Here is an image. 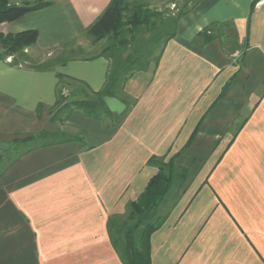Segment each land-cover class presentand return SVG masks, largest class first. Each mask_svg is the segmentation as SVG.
Returning <instances> with one entry per match:
<instances>
[{
    "label": "crops",
    "instance_id": "1",
    "mask_svg": "<svg viewBox=\"0 0 264 264\" xmlns=\"http://www.w3.org/2000/svg\"><path fill=\"white\" fill-rule=\"evenodd\" d=\"M25 1L36 0H9ZM42 1L50 4L0 30L36 29L31 59H49L72 39L75 54L47 69L0 59V145L49 130L46 111L36 109L51 107L61 84L70 89L57 73L94 91L108 73L109 60L92 57L100 50L85 54L82 37L110 0ZM252 2L200 0L178 19L157 62L105 97L108 116L68 117L82 141L37 146L8 164L0 175V264H124L108 217L138 199L157 171L152 156L178 151L187 189L152 232L150 263L264 264V0ZM213 5L218 13L208 14ZM225 21L236 28L238 50L196 37Z\"/></svg>",
    "mask_w": 264,
    "mask_h": 264
},
{
    "label": "trees",
    "instance_id": "2",
    "mask_svg": "<svg viewBox=\"0 0 264 264\" xmlns=\"http://www.w3.org/2000/svg\"><path fill=\"white\" fill-rule=\"evenodd\" d=\"M199 1L195 0L190 7L180 9L174 15H165L164 12L151 9L138 0L132 2L110 0L102 13L85 30V34L91 37L93 42L103 38L107 39V44L100 52L92 55V57L103 55L109 60L110 66L104 84L99 90L94 91L84 82L75 81L73 78L57 73L61 83L68 80L66 83L70 85V89L65 93L63 88L66 85L61 84L58 87L54 104L47 108L50 119L66 122L74 112L96 119L108 116L110 109L105 102V97L119 95V91L122 90V85L127 78L135 71L147 68L149 57L145 55L150 50L149 45L152 42H157L164 35L161 48L174 35L178 19L188 13ZM257 1L253 0L251 8ZM187 3L186 1L185 5ZM49 4V2L42 0L25 1L21 4H12L9 0H0V23L11 22L29 11L43 8ZM146 32H150V34L143 38L142 35ZM37 36L36 29H27L15 33L0 31V59L12 56V65L27 62L28 65L24 64L25 66L35 69L52 68L55 64H64L73 59L75 54L74 48L71 47L73 39L62 45L58 52L49 59L43 61L31 59L26 49L35 45ZM196 37L203 43L214 38L220 39L225 52H228L227 49L230 53L238 50L234 46L232 47V44L237 42V32L231 21L211 23L198 32ZM129 47L131 51L126 53ZM158 56L155 57L156 62ZM92 57L90 56V58ZM229 82L228 80L226 85ZM42 110L44 108L39 104L36 109L39 116ZM63 111V117L57 115ZM81 133L83 131L79 130L78 135H68L65 131L58 129H41L24 137H14L12 141L16 145L15 149L17 145L23 144L26 146L24 152H27L37 146L69 140L82 141L83 139L79 137ZM189 142L190 140L187 141L185 147L188 146ZM178 153L179 151L166 160L164 157L152 156L148 162L154 165L157 171L150 177L138 199L128 202L127 210L123 215L112 214L108 217L107 229L110 242L124 264H151L150 236L165 222L168 212L187 189L184 186L183 191L167 212L159 213L160 205L167 200L165 199L166 195L174 188V183H177L176 180L181 179L183 181L189 175L187 167L176 164ZM124 215L125 217H123Z\"/></svg>",
    "mask_w": 264,
    "mask_h": 264
},
{
    "label": "rangeland",
    "instance_id": "3",
    "mask_svg": "<svg viewBox=\"0 0 264 264\" xmlns=\"http://www.w3.org/2000/svg\"><path fill=\"white\" fill-rule=\"evenodd\" d=\"M130 2L134 1V0H128ZM143 2L146 6H148L151 9H158L162 12L165 13V15H174L175 13H177L180 9H185L191 6L192 3H194L195 0H138ZM186 1L188 2L186 5ZM198 4V3H197ZM196 4V5H197ZM195 5V6H196ZM211 8H213V10L211 12H209L208 14L211 13H218L215 5L211 6ZM201 12H195L194 14H192L191 16H189L187 18L188 21V25H191L192 27L194 26V22L196 20L200 19V16L197 17ZM193 15H196V17H194ZM1 31V30H0ZM5 33V32H4ZM150 34V32H146L144 35H142L143 38H146L148 35ZM84 40V47L82 49V51H85V54H92L95 53L99 50H101L106 44H107V39L103 38L97 41H92V38L89 37L88 35L84 34L82 37ZM164 35L162 38H160L157 42H152L149 46V51L148 53L145 55L147 57H149V64L155 61V57L159 54V50H160V45L162 44V39H164ZM135 44V43H134ZM131 51V48L129 47V49L126 51V53H129ZM83 54L82 52H77V54ZM78 54V55H80ZM12 56H8L6 58H4V60H8L9 63H11ZM28 65L27 62L23 63ZM67 93V92H65ZM56 98V97H55ZM46 111V114L48 116V123H47V127L49 130H62L65 131L66 134L68 135H78L79 134V130L77 131L76 129H74L73 127H69L66 122L64 121H58L57 119L55 120H51L50 119V115L47 112V108L44 109ZM43 111V110H42ZM41 111V112H42ZM40 112V113H41ZM79 113V112H78ZM57 115H60L61 117L64 116V111L58 113ZM81 137V136H79ZM16 145L13 144V141L10 140L7 143H4V145H0V175L1 173L4 171V169L8 166V164H10L15 158H17L18 156L21 155V153L24 152L25 150V145L23 144H19L17 145V148L15 149ZM6 150V151H4ZM188 177L186 176V179ZM185 179V180H186ZM185 180H181V179H177V183H174V188L166 195L167 199L165 201L164 204L160 205L159 207V213L160 214H164L165 212L168 211V208H171L172 204L175 202V200L177 199V197L179 196V194L183 191L184 186L186 181ZM126 215V214H125ZM125 215L123 217H125Z\"/></svg>",
    "mask_w": 264,
    "mask_h": 264
}]
</instances>
